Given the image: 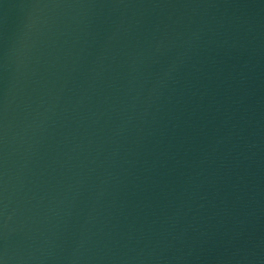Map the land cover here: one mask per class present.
Wrapping results in <instances>:
<instances>
[{"label":"water","instance_id":"1","mask_svg":"<svg viewBox=\"0 0 264 264\" xmlns=\"http://www.w3.org/2000/svg\"><path fill=\"white\" fill-rule=\"evenodd\" d=\"M0 264H264V0H0Z\"/></svg>","mask_w":264,"mask_h":264}]
</instances>
